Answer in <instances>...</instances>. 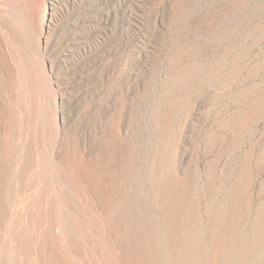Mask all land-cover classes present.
I'll return each mask as SVG.
<instances>
[{
    "label": "rangeland",
    "instance_id": "374dc122",
    "mask_svg": "<svg viewBox=\"0 0 264 264\" xmlns=\"http://www.w3.org/2000/svg\"><path fill=\"white\" fill-rule=\"evenodd\" d=\"M0 264H264V0H0Z\"/></svg>",
    "mask_w": 264,
    "mask_h": 264
},
{
    "label": "bare ground",
    "instance_id": "6f19581e",
    "mask_svg": "<svg viewBox=\"0 0 264 264\" xmlns=\"http://www.w3.org/2000/svg\"><path fill=\"white\" fill-rule=\"evenodd\" d=\"M15 1V0H14ZM17 2V1H16ZM15 6V5H14ZM16 7V6H15ZM16 11V10H15ZM17 12V11H16ZM17 14V13H16ZM18 15V14H17ZM15 16V15H14ZM19 17V16H18ZM18 19V18H17ZM178 194V193H177ZM137 200V199H136ZM143 209V208H142ZM178 210V209H177ZM123 216V215H122ZM185 227V226H184ZM186 229V228H185ZM146 233V232H145ZM144 253V252H143ZM158 253V252H156ZM152 262V261H151Z\"/></svg>",
    "mask_w": 264,
    "mask_h": 264
}]
</instances>
